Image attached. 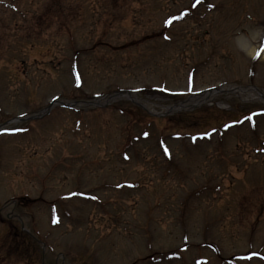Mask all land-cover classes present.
Segmentation results:
<instances>
[{
  "label": "rangeland",
  "instance_id": "obj_1",
  "mask_svg": "<svg viewBox=\"0 0 264 264\" xmlns=\"http://www.w3.org/2000/svg\"><path fill=\"white\" fill-rule=\"evenodd\" d=\"M262 47L264 0H0V264H264Z\"/></svg>",
  "mask_w": 264,
  "mask_h": 264
},
{
  "label": "bare ground",
  "instance_id": "obj_2",
  "mask_svg": "<svg viewBox=\"0 0 264 264\" xmlns=\"http://www.w3.org/2000/svg\"><path fill=\"white\" fill-rule=\"evenodd\" d=\"M247 51L249 53H253L254 48L248 47L247 48ZM251 90H252L251 87H249L247 89L245 87L236 86V85H233L232 83H229V85L219 86V88H214V89H210V90H207V91H202L199 94H196L195 96H192L190 98V101L185 100V101L179 103L178 105H175V106L172 105V107H175V109L176 108L181 109V108L189 107L192 104H200V102H203V101H205L207 99L209 100L210 98H212V96H214L216 94H219L222 91H227V92H230V91H233L234 92L235 91L236 93H238L240 95L244 91H251ZM252 91L254 92L255 90H252ZM258 93L256 92L255 94H258ZM124 96L132 97L133 98V96H135V95L133 94V92H127V93H124ZM252 98L253 99L256 98L258 101H261V102L264 103V94H262V93H260L259 96H253ZM109 99H111V97ZM3 128H4V126L3 125H0V130L3 129Z\"/></svg>",
  "mask_w": 264,
  "mask_h": 264
},
{
  "label": "snow or ice",
  "instance_id": "obj_3",
  "mask_svg": "<svg viewBox=\"0 0 264 264\" xmlns=\"http://www.w3.org/2000/svg\"><path fill=\"white\" fill-rule=\"evenodd\" d=\"M197 3H200V0H197ZM193 7H195V5H193ZM166 23H171V21H167ZM260 51L264 52V47H262L260 49ZM257 55H259V53ZM249 119H250V117H249Z\"/></svg>",
  "mask_w": 264,
  "mask_h": 264
}]
</instances>
